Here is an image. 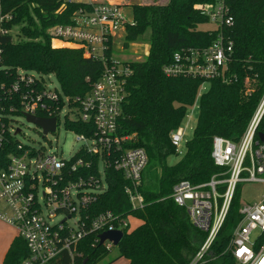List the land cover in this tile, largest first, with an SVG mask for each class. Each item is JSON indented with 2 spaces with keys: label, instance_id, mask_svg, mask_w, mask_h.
I'll list each match as a JSON object with an SVG mask.
<instances>
[{
  "label": "built area",
  "instance_id": "2783aa9c",
  "mask_svg": "<svg viewBox=\"0 0 264 264\" xmlns=\"http://www.w3.org/2000/svg\"><path fill=\"white\" fill-rule=\"evenodd\" d=\"M62 1L63 5L78 7L70 24L47 30L51 41L76 45L84 57L93 58L103 66V73L85 96H64L60 87L49 88L48 75L3 66L0 41V221L12 227L26 246L27 255L19 264H84L87 259L78 246L86 236L94 234L93 245H100L102 233L119 231L124 236L130 231L129 219H136L131 215L121 217L111 210L90 214L91 207L108 188L110 169L126 181L124 193L132 210L145 206L140 188L147 154L141 148L128 146L133 144V136L118 134L124 85L130 70L128 65L111 57L115 38L125 34L134 22L122 5L110 0ZM230 1L214 0L196 6L200 15L216 26L217 37L205 49L175 52L171 62L162 68L165 77L202 80L199 96L209 81L225 78L232 43L224 40L221 28L233 24ZM12 20L10 12H0V38L13 35L17 26L7 28ZM64 109H68L64 129L83 142L68 158L62 157V151L23 145L15 138L20 130H12L14 115H23L28 122V117L55 119V130L48 132L55 134ZM72 113L75 114L70 118ZM263 115L264 95L240 140L214 137L211 158L222 169L218 174L220 179L213 176L200 185L179 181L172 187L170 199L186 210L196 230L206 233L187 264L206 263L236 187L247 183L260 184L262 195L257 202L241 204L240 220L226 251L238 264H264V133L260 139L257 131ZM77 121L92 125L94 130L78 133L68 127ZM185 129L179 126L170 135L176 152L187 142ZM57 217H61L59 222L55 221ZM101 246L107 252L117 247L109 240Z\"/></svg>",
  "mask_w": 264,
  "mask_h": 264
},
{
  "label": "trees",
  "instance_id": "16d2710c",
  "mask_svg": "<svg viewBox=\"0 0 264 264\" xmlns=\"http://www.w3.org/2000/svg\"><path fill=\"white\" fill-rule=\"evenodd\" d=\"M214 0H168L165 4L133 5V25L126 28L125 40L135 42L149 31V49L142 62L129 63L130 74L124 85L125 99L118 124L119 135L133 136L130 147L143 149L148 157L142 174L140 192L145 206L132 210L124 193L126 181L116 171L107 174L108 188L91 207L90 214L111 210L121 217L131 215L140 221L125 233L119 245L118 259L127 264H187L199 249L206 233L196 230L184 208L170 194L179 181L193 185L220 179L221 168L211 158L214 137L240 140L264 95V0H231L233 24L221 28L224 40L232 43V54L224 79H213L204 92L200 79L165 77L162 68L181 49H205L217 33L201 31L208 19L196 6ZM78 5H63L62 0H0V12H10L12 26H21L22 36L0 38L2 65L22 68L43 75H54L64 96L83 97L103 73L102 64L84 57L80 49L51 44L47 30L71 23ZM125 41V43H126ZM198 97V98H197ZM197 99L198 113L185 151L174 165L166 160L176 154L170 135L182 123L188 107ZM67 125V124H66ZM76 132L94 130L80 121L70 123ZM257 131L264 133V115ZM224 186L220 187L223 192ZM240 186L236 187L229 211L205 264H238L226 251L228 240L240 220ZM95 235L86 236L78 250L87 264H97L107 251L93 245ZM27 255L24 242L15 237L2 264H19ZM63 262L67 259L63 257ZM109 264H112L109 263Z\"/></svg>",
  "mask_w": 264,
  "mask_h": 264
},
{
  "label": "rangeland",
  "instance_id": "374dc122",
  "mask_svg": "<svg viewBox=\"0 0 264 264\" xmlns=\"http://www.w3.org/2000/svg\"><path fill=\"white\" fill-rule=\"evenodd\" d=\"M119 3H122L123 0H117ZM133 4L145 5V4H165V0H128V5H123L125 7V11L131 19L133 20L132 8ZM21 26H17L13 29L11 36L13 41H18L22 38L19 29ZM198 29L201 31L213 32L216 30V26L212 23H205L198 26ZM125 34L120 33L115 38L112 44L111 57L117 63H124L128 65L129 63L142 62L146 59L149 49V31L145 32L141 37L137 39L135 42H127L125 43ZM51 44L53 47L61 48L68 47L78 49L76 45H72L70 43H65L58 40H52ZM49 88H58L59 83L54 75H48ZM207 88V85L204 86ZM200 91V90H199ZM205 90H202L204 92ZM263 97V96H262ZM198 98V97H197ZM262 99V98H261ZM261 102V100H260ZM259 102V103H260ZM68 109H64L60 113V119L58 123V131L53 133H47V135H43V132L40 127L34 125L27 121L26 117L23 115H14L12 120V130H20V133L16 134V139L22 143L23 145L31 146V147H43L46 151H62V157L68 158L72 153L77 151L79 147L83 144L82 141L77 140V135L71 132H68L64 129V121L65 114ZM198 113L197 108V99L195 103L188 107L186 112V117L183 119L180 126L185 129V137L184 141H188L192 135L193 128L195 126L196 117ZM75 113L70 114V118H73ZM245 132V131H244ZM244 134V133H243ZM242 134V136H243ZM241 136V137H242ZM241 139V138H240ZM185 151V143H182L178 151L175 155L170 156L166 163L167 165H174L179 161L181 156ZM262 195V186L258 183H247L240 185V206L243 203H252L260 200ZM61 217H57L55 219L56 222H59ZM130 223V231L136 228L140 221L129 219ZM71 224V223H69ZM17 237L16 231L0 221V264H2L4 256L8 250V247L12 240ZM231 236L228 240L227 248L230 242ZM211 248V247H210ZM127 264V261L124 259H118V250L117 247H113L107 255L97 264Z\"/></svg>",
  "mask_w": 264,
  "mask_h": 264
},
{
  "label": "water",
  "instance_id": "95a60500",
  "mask_svg": "<svg viewBox=\"0 0 264 264\" xmlns=\"http://www.w3.org/2000/svg\"><path fill=\"white\" fill-rule=\"evenodd\" d=\"M28 120L40 127L43 130V134L46 135L48 132H53L55 130V119H42V118H34L28 117ZM263 135L259 133V138L262 139ZM123 238V233L119 231L114 232H105L99 235L100 245L105 241L109 240L113 243L114 246H118L120 241ZM87 260L84 261V264Z\"/></svg>",
  "mask_w": 264,
  "mask_h": 264
},
{
  "label": "crops",
  "instance_id": "0c3cea01",
  "mask_svg": "<svg viewBox=\"0 0 264 264\" xmlns=\"http://www.w3.org/2000/svg\"><path fill=\"white\" fill-rule=\"evenodd\" d=\"M110 1H112V2H115V3H117V4H120V5H128V0H123V2L122 3H119L117 0H110ZM168 0H165V3L167 2ZM133 5H139V4H133ZM132 5V6H133ZM124 7V6H123ZM125 8V7H124ZM134 220H138V219H134Z\"/></svg>",
  "mask_w": 264,
  "mask_h": 264
}]
</instances>
